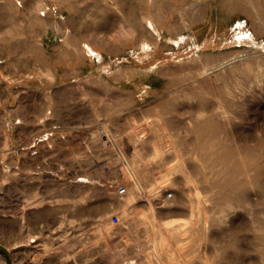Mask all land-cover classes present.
Segmentation results:
<instances>
[{
    "label": "rangeland",
    "instance_id": "rangeland-1",
    "mask_svg": "<svg viewBox=\"0 0 264 264\" xmlns=\"http://www.w3.org/2000/svg\"><path fill=\"white\" fill-rule=\"evenodd\" d=\"M150 199L264 264V0H0V264L167 263Z\"/></svg>",
    "mask_w": 264,
    "mask_h": 264
},
{
    "label": "bare ground",
    "instance_id": "bare-ground-1",
    "mask_svg": "<svg viewBox=\"0 0 264 264\" xmlns=\"http://www.w3.org/2000/svg\"><path fill=\"white\" fill-rule=\"evenodd\" d=\"M157 151V150H156ZM183 159V158H182ZM173 162V161H172ZM168 166V165H167ZM191 173V172H190ZM158 179V178H157ZM169 179V178H168ZM191 180V179H190ZM167 179H160V180H155V181H153L149 186H148V188L146 189V195L148 196V198H149V196H157V195H159L160 194V192L167 186ZM196 182V181H195ZM140 183V182H139ZM138 184V183H137ZM188 184V183H187ZM195 191H194V196H195V206L194 207H199L200 205H201V202H202V200H203V196H202V192H201V190H199L198 188H196L195 187V189H194ZM191 191V190H190ZM191 195H192V193H191ZM188 196H189V194H188ZM192 197V196H191ZM135 198V197H134ZM193 199V198H192ZM193 202V201H192ZM192 202H191V204H192ZM204 202V201H203ZM203 204V203H202ZM150 212L148 213V215H147V213H146V215H147V219H152V221L154 222V225H155V227H156V231H157V233H159L160 234V236L159 237H161V240H160V244H161V248L162 249H164V251H165V253L167 254V257H168V262L167 263H165V264H187V262H186V260L184 259V260H181L180 258H177V257H174V255H173V250H171V249H173V248H169L167 245H169V242H170V240L168 239V238H170V237H173V236H175V235H182V234H184L185 232V230L187 229V224H188V220L187 221H185V222H175L174 221V223L172 224V227H171V230H168V228H166V226H165V224L164 223H162L161 221H160V219L161 218H159V216H158V213L155 211V209H154V207H153V205H152V203H151V199H150ZM191 206H193V205H190V207ZM202 206V205H201ZM143 208V207H142ZM200 208V207H199ZM198 208V209H199ZM193 209V208H192ZM191 209V210H192ZM196 209V208H195ZM194 209V210H195ZM138 210V209H137ZM199 211H201V210H199ZM193 212V210L191 211V213ZM199 214V213H198ZM197 214V215H198ZM143 215H144V212H143ZM204 216H205V214H204ZM24 218V217H23ZM146 218V217H145ZM194 218V217H193ZM198 218V217H197ZM207 217H205V219H206ZM25 220V219H24ZM170 220V219H169ZM208 220V219H207ZM168 221V220H167ZM169 225V224H168ZM189 230V229H188ZM158 234V235H159ZM186 238V237H185ZM185 238H183V239H185ZM167 239V241H165ZM183 242V241H182ZM181 242V243H182ZM171 243V242H170ZM184 243V242H183ZM176 246V245H175ZM177 247L180 249V244L178 245L177 244ZM178 248H174V249H178ZM179 251V250H178ZM180 251H182L183 252V250H181L180 249ZM155 252L157 253V254H155L157 257H159L158 259H162L161 258V253L162 252H157V250H155ZM176 253V252H175ZM174 253V254H175ZM165 254V255H166ZM178 254H180V256H181V253H179L178 252ZM39 255V254H38ZM37 256V255H36ZM70 256V255H69ZM179 256V257H180ZM185 256V255H184ZM163 257V256H162ZM182 257H183V254H182ZM181 257V258H182ZM185 258V257H184ZM5 262V259H4V257L2 256L1 257V262Z\"/></svg>",
    "mask_w": 264,
    "mask_h": 264
},
{
    "label": "crops",
    "instance_id": "crops-1",
    "mask_svg": "<svg viewBox=\"0 0 264 264\" xmlns=\"http://www.w3.org/2000/svg\"><path fill=\"white\" fill-rule=\"evenodd\" d=\"M162 264H165V263H162Z\"/></svg>",
    "mask_w": 264,
    "mask_h": 264
}]
</instances>
